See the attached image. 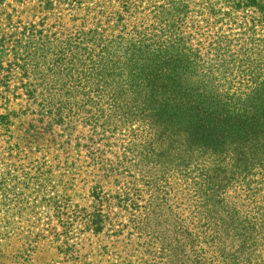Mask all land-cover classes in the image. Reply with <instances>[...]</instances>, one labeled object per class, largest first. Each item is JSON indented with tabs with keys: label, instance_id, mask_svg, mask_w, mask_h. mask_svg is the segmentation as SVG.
Wrapping results in <instances>:
<instances>
[{
	"label": "rangeland",
	"instance_id": "1",
	"mask_svg": "<svg viewBox=\"0 0 264 264\" xmlns=\"http://www.w3.org/2000/svg\"><path fill=\"white\" fill-rule=\"evenodd\" d=\"M263 78L240 0H0V264H261L264 159L219 140Z\"/></svg>",
	"mask_w": 264,
	"mask_h": 264
},
{
	"label": "trees",
	"instance_id": "2",
	"mask_svg": "<svg viewBox=\"0 0 264 264\" xmlns=\"http://www.w3.org/2000/svg\"><path fill=\"white\" fill-rule=\"evenodd\" d=\"M246 7H253L256 10L264 11V0H240ZM178 58L162 56L157 59V61L161 62L162 65H172L175 63H179L180 58L183 57L184 52L178 48L174 51ZM180 53V55H179ZM183 54V55H182ZM104 73V72H103ZM103 75L100 74L98 77V81L102 82ZM264 80V78H263ZM128 85V83H127ZM255 88L257 87L260 90V94L257 98L254 99V96L247 98L248 103H245L244 99L238 98V101L242 103V107H240L239 112L234 114L233 110H229V108H233V104L228 102V99H223V126L220 129V134H223V142L219 140L220 143L223 144V152L227 153L229 150H234L237 154L242 155L241 159V168L245 170L248 166L253 163V159L256 158L258 160L264 159V81L262 82H254ZM102 89L101 93H106L110 91L106 84H101ZM129 91H133L131 88ZM128 92V91H127ZM212 97V96H211ZM124 96L113 97L114 102H124ZM141 100V94L134 93L132 96L128 98V100ZM230 99V98H229ZM220 99H214V101L209 100L208 104H212L214 107V103H219ZM222 102V101H221ZM258 104V109L252 106L253 103ZM115 110H119L118 112L126 114L133 113L131 108L124 103L114 104ZM154 109V108H153ZM159 112L163 113L165 111L164 108H160ZM167 113V112H166ZM176 113V112H175ZM200 121V120H199ZM153 123V121H150ZM217 133V132H216ZM217 136V134H215ZM216 138V137H215ZM219 146H217L218 148ZM215 148V147H214ZM213 148V149H214ZM253 148V150H252ZM227 174V173H226ZM232 175L228 176L231 177ZM214 194V198H215ZM218 202H221L219 199ZM238 213L236 209V205L233 203H229L228 201H223V217L226 219H230V221H234L236 214ZM226 233H225V235ZM234 236V235H233ZM228 237H232L229 236ZM233 240H238V242H242L243 239H230V242ZM264 241V239H263ZM245 244V243H244ZM243 245L244 248H247L248 245ZM234 245V244H233ZM264 255V252H263ZM262 258V257H261ZM261 264H264V256L262 258Z\"/></svg>",
	"mask_w": 264,
	"mask_h": 264
}]
</instances>
